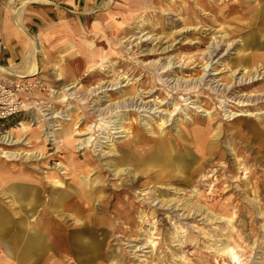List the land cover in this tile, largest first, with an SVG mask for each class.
<instances>
[{"label": "rangeland", "instance_id": "1", "mask_svg": "<svg viewBox=\"0 0 264 264\" xmlns=\"http://www.w3.org/2000/svg\"><path fill=\"white\" fill-rule=\"evenodd\" d=\"M234 1L236 0H116L106 13L109 19L99 25L98 32L90 33L88 38H82L85 41L89 39L90 45L85 48L77 46L78 49H82V55L89 56L92 50L99 52L93 61L89 62L82 56L86 60L81 59L76 62L77 58H75L69 63L67 59L61 61L55 52L54 57L51 58V51L47 57L45 53L47 49L44 47L45 44H42V52L39 55L37 53L39 66L35 74L30 75L32 72L30 69L19 72L27 73V76L22 78H17L18 72L15 70L10 72L12 76L9 77L1 74L4 79L15 82L26 81L33 85L30 89L25 88L19 93V99L24 103L23 108L8 119L0 121V137H10L9 141L0 142V150L18 153L28 151V154L43 149L45 151L42 159L40 155L38 156L40 159L35 160L34 157L33 161L27 160L28 155L24 153L20 160L9 161L0 154V165L4 166L7 163L8 167L17 169L26 164L33 169L32 174L39 178L54 174L55 178L64 179L65 183L72 182L71 175L65 173L74 166L75 162L71 164L68 160L70 157L66 159V151L59 153L64 148L63 128L70 126L73 130L70 138L74 140L72 152L75 155L88 152L87 155L92 156L94 152L89 147L79 146L77 142L82 138H94V135L91 136V133L79 135L77 131L81 128L84 132L85 128L93 123H103L108 126L114 111L93 117L92 120L85 117L87 111L92 108L113 107V105L115 107L117 102H121L124 98L135 96L134 93L142 94L143 101L150 102V113L137 111L133 113L127 109L123 111L120 119L116 120L119 122L116 126H120L119 129L124 131L116 135L120 137L115 136L113 141L102 146V151L96 153H108L111 149L125 151L128 138L132 136L128 127L136 120L144 137H151L152 132L157 135L163 130V135L168 134L174 145L180 140L179 134L185 142L193 127L205 126L207 123H199L201 119L213 118L211 119L214 123L213 131H206L208 136L214 131L225 129L219 139L223 146L222 150L226 149L224 158H221L220 154L212 155L214 164L206 171L198 173L194 183L188 186L158 184L157 187L163 189L172 187L171 193L154 199V203H151L153 199H149V195L146 194L152 185L140 187V183L145 180L141 179L136 189L138 192L131 193L129 203L126 205V212L129 211L125 215H118L122 211L121 203L126 201V193L118 190L123 186L114 188L112 194L113 185L120 184L122 179L111 174H105L106 179L109 178L105 182L109 190L104 189L100 194L104 197L91 204L93 208L96 207L92 216L86 217L87 212L91 210L89 209L78 215L79 221L67 213L60 214L63 217L60 215L59 218L52 217L41 214L39 209H42L43 205L37 204L34 207L35 214L28 215L29 223L33 227L45 228L52 218H56L54 226L59 222L66 223V229L63 231L67 234L64 236L68 237L67 244L71 249L67 251L59 248L57 258H65L69 264H78L74 258L79 256L81 264H114L113 257L120 256L124 259L123 264H185V262L230 264L233 262L220 250L222 241H219L222 238L227 239L224 233L229 226L233 227L229 244L240 256V263L236 262V264H264V134L254 133L247 127L257 122L261 126L264 125V101L256 98L264 92V65L261 67L259 65L258 70L245 68L244 65L239 68L235 66L239 58L249 56L251 53L256 62L253 67L258 63H264V43H262L264 37H261L264 30V9L253 16L251 14L255 8L254 11H237L236 8H242L244 2L240 5L237 3V6L232 8L231 4ZM9 3V0H0V5L6 9ZM22 3L25 5L27 1ZM11 4H14V0ZM259 4L264 6V0ZM109 20H112L113 24H109ZM1 30L0 28V37L3 39ZM245 41H247L246 47ZM4 45L6 48L5 41ZM214 46H217V51L211 55ZM5 48L0 53H3ZM259 53H262V56H258ZM74 61L76 65H72ZM55 66H58V70L63 75L61 79L56 78ZM88 67L95 69L90 75H86ZM253 75H257L255 78L259 77V79L249 80V76ZM116 76L120 80H116ZM74 81L79 82V85L73 84ZM116 81L118 84L111 86ZM84 87L95 90L94 96L87 95L89 98L92 97L91 100L87 99ZM231 88H233L231 92H228ZM239 101L250 103L252 106L241 107ZM219 108L224 111L221 112V109L219 111ZM167 113L172 115L168 116ZM228 113L256 115H239L230 119L225 116ZM56 114L58 117H53ZM100 117L102 118L99 119ZM111 120L113 121L114 118ZM166 120L167 123L169 122L168 125H164ZM76 126L79 129L76 130ZM241 126L246 129L247 136H238L230 140V136ZM185 150L183 148L177 153H185ZM53 155L56 159L48 164V158ZM105 157L100 158L102 159L100 163L104 166L110 158ZM85 158L81 155L76 160L83 162ZM179 161L185 162V160ZM187 163L191 164L192 161ZM94 166L96 165H91L90 168ZM231 167L230 172L228 169ZM94 172L96 170L92 171ZM96 176L97 173H94L92 178H97ZM246 179L248 183L243 185L241 181ZM128 183L129 181L125 179L124 184ZM252 185L254 188L249 190ZM246 189L249 192H246ZM46 194L47 191L41 192V201L45 200ZM116 195H121L122 200L117 202ZM197 195L200 203L206 205L212 212L221 214L225 212L224 214L230 217L234 211L233 222L228 226L225 221L214 224L202 221L201 217L180 222L167 211L152 210L159 199L180 196L188 200ZM3 199L6 202L9 198L3 197ZM250 199H254L257 203L255 207L250 204ZM132 204L136 207H132ZM99 205L103 209H100ZM223 206H227L228 210H221ZM2 207L10 211L9 204ZM131 208L133 210L130 213ZM140 212L145 214L143 220ZM24 216L26 215L9 216L10 220L16 217V220H13L16 226L11 232L13 237L18 235V225L22 219L20 217ZM62 219L65 221H60ZM220 228H224V232H220L218 230ZM48 237L50 236L46 234L42 236V238ZM174 238L187 243L177 244ZM78 240L89 241L92 246L83 242V246H79ZM139 247L142 248L138 249ZM160 258H164V262H161Z\"/></svg>", "mask_w": 264, "mask_h": 264}, {"label": "bare ground", "instance_id": "2", "mask_svg": "<svg viewBox=\"0 0 264 264\" xmlns=\"http://www.w3.org/2000/svg\"><path fill=\"white\" fill-rule=\"evenodd\" d=\"M261 1L262 0H236L231 4V7L232 8L236 7L237 3L240 5V3L244 2V6L242 8H240V7L236 8L237 11L244 10L247 12V11H252L255 8V11L253 10L254 12L251 15L256 16L259 14V12H262L264 9V6L259 4V2H261ZM54 3H56V2H54ZM58 5H60V4H58ZM227 34H229V33H227ZM261 37H264V30L262 32ZM185 43H188V42H185ZM262 43H264V41ZM31 44H32L33 56L31 57L30 62H26V66L31 68L30 70L32 72L30 75H33L36 73V69L38 67V64L36 62V61H38V60H36V55H37V53H40L42 50L38 45L39 44L38 37L37 38H31ZM246 44H247V41H245V45H244L245 47H246ZM250 44H251V42H250ZM81 45L82 44L80 43L78 45V47H82ZM187 46H189V45H187ZM216 51H217V46H214L213 50L211 51L210 54L212 55ZM98 53L99 52L92 50V54L90 52L89 56H87L86 59L89 62L91 60L93 61V58L95 56H97ZM240 53H242V52H240ZM244 55H245V53H244ZM252 56H254V55H252V53L249 56H245V57L242 56L243 58H239L236 61L235 66H237L239 68L240 66L244 65L245 68L250 69V67H251L252 69L254 68V70H258L259 65L261 67L264 65V63H258L257 66L253 67V64H255L256 62H255V58L253 59ZM258 56H262V53L261 54L259 53ZM93 66H95V64H93ZM167 68H168V66H167ZM0 69H1V67H0ZM23 69H24V67H23ZM55 69H57L55 72L56 78L61 79L63 77V75H62L61 71L58 70V66H55ZM94 70H95L94 68L88 67L86 70V75H90L91 72ZM5 71L6 70L0 71V72H5ZM166 71H167V69H166ZM25 76H27V75L17 74V78H22ZM256 76L257 75H255V76L253 75L251 77L249 76V80L254 81L255 79H259V77L255 78ZM117 79H119L118 76H116V80ZM261 79H263V78H261ZM78 80L81 81L80 79H78ZM73 84L79 85V82L76 83L74 81ZM117 84L118 83L116 81L111 86L117 85ZM70 87H72V86H70ZM229 87H231V86H229ZM84 89L86 92L85 95H86L87 99L91 100L92 97L89 98V96L90 95L94 96L95 94H93V92H95V90L92 88L90 89V88H86V87H84ZM232 89L233 88L228 89L229 90L228 92H231ZM167 91L169 92V90H167ZM117 93H119V92H117ZM177 93H178V91H177ZM134 94H135V96H133V97H128V98L126 97L123 100H121V102H117V105H115V107H114V105H113V107L112 106H110V107L107 106V107H102V108L97 107L98 109L92 108V110L90 109L87 111V113H86L87 116H85V117L88 118L89 120L90 119L92 120L93 117L102 116L104 114L112 113L114 111L113 115L110 116V119L108 121L110 124H108V126H106L103 123L102 124H97V123L94 124L93 123L92 125L86 127L84 132H82L81 128L79 129V127L76 126V130L79 129L77 131V134L85 135V134L91 133V136L94 135V138H91V137L82 138V140H79L77 142V145H79V146L89 147V149H91L92 152H94V154H92V156H88L87 155L88 152H86L84 154L75 155L72 152L74 140H73V138H70L73 130L71 129L70 126H65L63 128V135L65 137L63 138V145L62 146L64 148H63V150L59 151V153L66 151V159H68L70 157V159H68V160H70L71 164L75 162L74 166L70 167L68 172H66V173L64 172L66 175H69V174L71 175L72 182L65 183V182H63L64 179L62 180L61 178H55L56 175H54V174H47L46 176L39 178L38 176L32 174L33 169L26 164L23 167H20L17 169H12V168L8 167L7 163H5L4 166L0 165V197H1L0 200L2 201V202L0 201V244L2 243L5 248L6 247H12V246L18 247L20 245L21 246L26 245V246H30V247L42 246V247L48 248V250H50L52 247L57 246L58 249L62 248L64 250L68 251L71 249V247L68 246V244H67L68 237L64 236V234L65 235H67V234L64 233V231H63L66 229V223L63 224L62 222H59L57 224V226H54V222H55L56 218L55 219L52 218L51 221L49 222V224H46V227L42 228V229L38 226L33 227L32 224L29 223L30 221L28 220V215L29 214H35L36 211H35L34 207L37 204L43 205V208L39 209V210H41V214L51 215L52 217H55V216L58 217V215H60V214L63 215L65 213H67L68 215L72 216L74 219L78 220L77 219L79 217L78 215H80V213H83L84 211L89 210V209H91V210L89 212H87L86 217L92 216V214L95 213L94 210L96 207L93 208L91 204L96 202V200L104 197V196H100V194L103 193L104 189H107L106 188L107 186H105L106 185L105 182L107 180H109V178L106 179L105 174H111L114 177L117 176L120 179H122L120 184L115 183V186H114L113 185L114 183H113L111 185H113L112 194H114V188H122V186H123L122 189H118V190L120 192L126 193V196H125L126 201L121 203L120 210H122V211L119 212V214L118 213L117 214L118 215H125L129 211L128 210L126 212V205L129 203V200L131 198V193H133V191L138 192L136 189L139 186L142 187V186L152 185V187L150 188L148 193L146 192V194L149 195V199H151V198L153 199L151 203H154V199H157L158 197H164V195L168 196V193H171L170 189L172 187L171 188L167 187V188L163 189V188L157 187L158 184L159 185L160 184L165 185V186L167 184L168 185L176 184V185L188 186L191 183H194V181L196 179V175L198 173L206 171L207 168L211 167L214 164V162L211 158L212 155L216 154V156H218L220 154L221 158L225 157L226 149L222 150L223 146H221L220 140H219L220 134L224 133L225 129L218 131V132L214 131V132H212L211 136H208L209 134L206 132V131H213L212 127H213L214 123L211 120L213 118H210L207 120L201 119L199 121L200 124H206V123L207 124L205 126H201V125L198 126L197 125V126L193 127L189 131V136H187V138L185 139V142L182 141L181 134H179L178 136H179L180 140L178 142H176L175 145L173 144V141H172L171 137L168 136V134L163 135V130H161L157 135L154 132H152L153 135L151 134L152 135L151 137H144L142 135L140 129H139V124L136 120L135 122H133L128 127V130L130 129L129 131L132 133L131 134L132 136H130L128 138V143H127L128 146L124 148L125 151L119 152L117 149H111L109 152L107 151L108 153H103V154H100V152L96 153L97 151H102V148H103L102 146L104 144H107V142H109V141H113L115 136L118 133H121L124 131V129H121V130L119 129V128H121L120 126L119 127L116 126L119 124V122H116V120L120 119V115L123 111H125L127 109L128 111H132L133 113L135 111L140 112V113H146V114L150 113V102L143 101L144 97L142 96V94H136V93H134ZM87 95H89V96H87ZM172 97H173V95H172ZM256 98H257V100H263L264 101V92H263V94H261V96L256 97ZM68 99H69V97L67 98V100ZM183 100H185V99H183ZM243 102L244 101H242V102L239 101L238 104L241 105V107L252 106L250 103L248 104V103H243ZM240 103H242V104H240ZM219 107H221V106H219ZM85 108H86V106H85ZM220 109L221 108H219V111H220ZM211 111L213 112L214 110H211ZM222 111H224V109L223 110L221 109V112ZM167 115H168V113H167ZM170 115H172V113H170L168 116H170ZM239 115H246V116L252 115L253 116L256 114H254V113H237V114L228 113V114H225V116L227 118H230V119H233ZM53 117H58V115L57 114L55 116L53 115ZM101 118L102 117H100L99 119H101ZM111 118H114V120L112 121ZM227 118H224V119H227ZM168 123H167V120L164 121V125H166V124L168 125ZM145 127H147V126H145ZM200 127H202L203 130ZM247 127L252 129V131L254 133L264 134V125L261 126L259 122H257V124L254 123L253 125H248ZM239 128L240 129H237L230 136V140L235 138V137H238V136L239 137H246L247 136L245 134L246 129L244 130V128H242V126ZM198 129H200V130H198ZM112 130H115V131H112ZM180 132L183 133L182 130H180ZM50 136L52 137V135H50ZM47 137L49 138L48 133H47ZM116 137H120V136H116ZM0 140H2L0 142L3 143L4 141H9L10 137L2 136V137H0ZM12 140L13 139H11V141ZM122 141H124V140H122ZM122 141H120V142H122ZM149 142H153V143L149 144ZM125 145H126V143H125ZM145 145H147V146H145ZM60 148H62V147H60ZM183 148L186 149L185 153H177V151L179 152ZM24 151H26V150H24ZM44 151H45V149L40 151L41 153L36 151L35 153H29L28 154V151L26 153L25 152L18 153V152L0 150V154H1V157H3V158L6 157V161H9V160H14V159L20 160L22 153H24V155H28L26 157L27 160L33 161L34 157H36L35 160L40 159V158H38V156H40V155H41V159H42ZM231 152L234 153V151H231ZM81 155L83 157H86L83 162H79L78 160H76V159L80 158ZM206 155H208L207 158H206ZM54 156L55 155H53V157L48 158V161H47L48 164L53 159H56V158H54ZM102 156L110 157L106 161L105 166L101 165V163H100V161L102 160V159L100 160V158ZM179 160H185V162L179 161ZM178 161H179V163H178ZM188 161L189 162L192 161V163L191 164L187 163ZM91 165H96V166L90 168ZM67 166H70V165H67ZM93 170H96V172H94V173H97V176H96L97 178H92V175H94V173H92ZM228 170L231 172L232 167L229 168ZM250 174L252 175V173H250ZM125 179H127L129 181L128 184H124ZM141 179H145V180L140 183ZM241 182L243 183V185H247V183H248L247 179L244 181L242 180ZM139 183H140V185H139ZM252 188H254L253 185L251 186V188H249V190ZM107 190H109V189H107ZM43 191H47V194L45 195L46 196L45 200L41 201V199H42L41 198V196H42L41 192H43ZM173 191H174L173 193H175V190H173ZM245 191L249 192L247 189ZM157 192H158V194H157ZM96 193H98V194H96ZM3 197L9 198V199H7V201L5 202ZM115 197H116L117 202L122 200L121 195H116ZM193 199H195V200H193ZM199 200L200 199H199L198 195L195 196L194 198L192 196V198L188 199V200L180 198V196L175 197V198H169V199L162 198V199H159L158 201L156 200L157 203L155 202L156 204L154 206V209H152V210H154V211H157V210L167 211L169 214L176 217L178 219V221H180V222H182L183 220H187V219H196L197 217H201L200 219L204 222H209V223H214V224L217 222H222V221L224 222L225 221L227 226H228V224L230 225V223L233 222V218L235 217L234 211L230 214V217H228L226 214H224L225 212L222 214L212 212L209 210V208L206 205L201 204ZM133 201L134 200H132V202ZM4 202L9 204V206H10L9 212L6 211L5 208L2 207L3 205H7ZM249 202L253 207H255L257 204L254 199H250ZM100 206L101 205H99L98 207L100 208ZM132 207H134L133 204H132ZM100 209H103V208H100ZM132 210L133 209L131 208L130 213ZM221 210L227 211L228 207L223 206ZM179 212H182V213H179ZM153 213H155V212H153ZM174 213H177V214H174ZM12 214H13V216H22L23 214L26 215L24 217H20L22 219H20L21 222H19V225H18V227H19L18 232H17L18 235H16L15 237L12 236L11 232H12L13 228L16 226V224H13V220H16V217H13V220L9 219V216H12ZM101 214L104 215V213H101ZM62 215H60V216H62ZM38 216H40V215H38ZM144 216H145L144 212H140V217L142 220L144 219ZM9 220H10V223H9ZM60 221H65V220L62 219ZM181 225H183V224H181ZM232 228L233 227L228 226L227 232L224 233V235H226L227 239L225 240L224 238H222V239H219V241H222V242H220L221 243L220 245H222L220 247V250L223 253H226L229 256V258L231 259V261L233 262L230 264H236V262L240 263V256L237 253V251L235 250V248L229 244L231 241L230 233H232L231 232ZM223 229L224 228H220L218 230L220 232L221 231L224 232ZM45 234L49 235L50 237L41 239L40 237L44 236ZM176 234H178V233H176ZM179 238L178 239L174 238V241L178 242L177 244L187 243L186 241L184 242ZM168 239H170V238H168ZM82 242L85 244H90L92 246V244L89 241L78 240V243L80 244L79 246H83ZM186 245H188V244H186ZM181 246H183V245H181ZM216 246H217V244H216ZM141 248L139 247L138 249H141ZM138 249H136V250H138ZM151 254H152V251H151ZM95 259H97V255H95ZM51 260H52V258H48L47 264H53V262H51ZM159 260L161 262H164V258H160ZM112 263L123 264L124 259L121 256L120 257H113ZM185 264H189V263L185 262Z\"/></svg>", "mask_w": 264, "mask_h": 264}, {"label": "crops", "instance_id": "3", "mask_svg": "<svg viewBox=\"0 0 264 264\" xmlns=\"http://www.w3.org/2000/svg\"><path fill=\"white\" fill-rule=\"evenodd\" d=\"M12 1L9 0L10 5L7 9L0 5V28L6 43L5 51L0 53V71H6L0 72V75L5 74L7 77L11 75V71L26 75L27 73L19 72L31 69L26 66V62H30L32 57L31 38L38 37L40 48L45 44L47 57L51 51V58L55 52L61 61L67 59L69 63L75 58L76 62L87 58L81 54L82 49H77V46L80 43L84 48L90 45L89 39L85 41L82 38H88L90 33L98 32L99 25L109 19L107 11L116 2V0H14L12 5ZM23 1L27 3L24 5ZM18 14L20 15L17 16ZM108 22L113 24L112 20ZM75 61L72 65H76ZM36 62L38 64V61ZM2 245L1 243L0 264H47L48 258H52L53 264H69L65 258L56 257L59 251L57 246L48 250L42 246L20 245L5 248ZM74 259L81 264L80 256Z\"/></svg>", "mask_w": 264, "mask_h": 264}, {"label": "built area", "instance_id": "4", "mask_svg": "<svg viewBox=\"0 0 264 264\" xmlns=\"http://www.w3.org/2000/svg\"><path fill=\"white\" fill-rule=\"evenodd\" d=\"M5 48L4 41L0 37V52ZM32 83L15 82L4 79L0 75V121H4L23 108L24 103L19 99L20 91L32 87Z\"/></svg>", "mask_w": 264, "mask_h": 264}]
</instances>
